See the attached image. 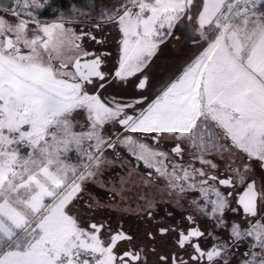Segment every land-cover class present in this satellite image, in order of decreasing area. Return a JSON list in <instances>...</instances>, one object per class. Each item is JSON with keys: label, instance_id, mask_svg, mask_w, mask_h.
<instances>
[{"label": "snow or ice", "instance_id": "1", "mask_svg": "<svg viewBox=\"0 0 264 264\" xmlns=\"http://www.w3.org/2000/svg\"><path fill=\"white\" fill-rule=\"evenodd\" d=\"M182 25L197 54L154 82V58ZM121 146L167 182L168 200L142 198L140 235L87 194ZM176 207H186L179 223ZM237 254L264 264V0L71 10L0 0V264H232Z\"/></svg>", "mask_w": 264, "mask_h": 264}, {"label": "flooded vegetation", "instance_id": "2", "mask_svg": "<svg viewBox=\"0 0 264 264\" xmlns=\"http://www.w3.org/2000/svg\"><path fill=\"white\" fill-rule=\"evenodd\" d=\"M118 40L119 36L115 32L112 33L108 40L107 47L112 51L113 58L117 53ZM180 69V59L167 47H160L154 58L150 79L158 83L161 78L167 79ZM146 94L151 95L147 90ZM133 135L137 138L138 143H143L159 151H170L173 145L170 140L163 141L157 145L151 139V136L143 134ZM185 148L184 158L187 161L191 154L195 152V149L190 145H185ZM119 154V159L103 169V175L100 180L95 183L89 182L87 194L91 195L93 199L100 201L102 205H106V207L102 206L99 209L101 217L109 219L114 227L123 225L131 232L140 235L147 230L143 219L138 215L142 198L147 196L150 198L154 197L158 201L160 198L165 201L168 200L166 195L167 182L163 176L155 172L154 168H148L142 160H138L128 147L121 146ZM108 158L111 160L112 155H108ZM71 163H77L75 154L72 156ZM149 173H152L151 178L148 176ZM101 183L104 186H101ZM233 207H235L234 204ZM185 212L186 207H176L174 217L171 219L179 223ZM227 215L232 219H236L230 212ZM243 250H245L244 247H242L241 251ZM231 259L232 264H240L241 256L237 254Z\"/></svg>", "mask_w": 264, "mask_h": 264}, {"label": "rangeland", "instance_id": "3", "mask_svg": "<svg viewBox=\"0 0 264 264\" xmlns=\"http://www.w3.org/2000/svg\"><path fill=\"white\" fill-rule=\"evenodd\" d=\"M91 2L92 0H88L86 4H91ZM107 2L111 3L112 0H107ZM190 35L191 26L182 25L175 31V37H179V39L171 38L166 44L161 45V47L170 49L171 52L180 59L181 68L197 54V48L192 44Z\"/></svg>", "mask_w": 264, "mask_h": 264}, {"label": "trees", "instance_id": "4", "mask_svg": "<svg viewBox=\"0 0 264 264\" xmlns=\"http://www.w3.org/2000/svg\"><path fill=\"white\" fill-rule=\"evenodd\" d=\"M88 0H55L56 6L65 10H71L73 7L83 8V5L87 3ZM52 9H46L41 15V19L49 20L52 19Z\"/></svg>", "mask_w": 264, "mask_h": 264}]
</instances>
